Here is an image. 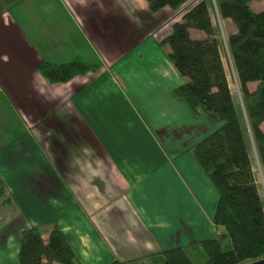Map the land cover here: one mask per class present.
I'll return each instance as SVG.
<instances>
[{"label": "crops", "instance_id": "crops-1", "mask_svg": "<svg viewBox=\"0 0 264 264\" xmlns=\"http://www.w3.org/2000/svg\"><path fill=\"white\" fill-rule=\"evenodd\" d=\"M167 10L152 14L146 0H0V179L40 186L47 217L30 226L64 220L79 203L95 263L101 252L148 256L218 231L217 194L191 155L214 126L174 94L185 80L154 36ZM74 60L93 70L62 84L38 70Z\"/></svg>", "mask_w": 264, "mask_h": 264}, {"label": "trees", "instance_id": "trees-1", "mask_svg": "<svg viewBox=\"0 0 264 264\" xmlns=\"http://www.w3.org/2000/svg\"><path fill=\"white\" fill-rule=\"evenodd\" d=\"M213 0H146L149 11L186 8L162 37L168 58L184 83L174 91L190 111L203 114L214 129L192 148V158L217 194L212 223L218 230L186 246L164 249L132 264H248L264 259V203L256 183L248 143L231 96L221 46L212 20ZM264 0H214L220 20L231 23L227 50L236 74L245 117L264 177ZM80 60L42 63L51 84H62L93 70ZM251 86H253L251 88ZM6 187L0 179V203ZM4 199V200H3ZM18 264H80L58 227L43 240L37 227L22 232ZM110 264H130L114 261Z\"/></svg>", "mask_w": 264, "mask_h": 264}, {"label": "rangeland", "instance_id": "rangeland-1", "mask_svg": "<svg viewBox=\"0 0 264 264\" xmlns=\"http://www.w3.org/2000/svg\"><path fill=\"white\" fill-rule=\"evenodd\" d=\"M190 4L185 6V8L179 9L177 11H172L171 9L163 12L161 15V18L163 19V24L161 28L159 29L160 33L158 32L154 35L157 39H162L165 35H167L173 23L175 21H179L180 16L182 15V12L188 8ZM212 20L214 23V27L216 28V33H217V38L219 39V43L221 46V51H222V57H223V63L226 69V75L229 83V88L231 92V96L234 100L235 106L238 110V114L240 115L242 119V125L244 127V133L245 137L248 143V149H249V155L250 159L252 162V167L253 171L255 174L256 178V183L259 188V192L261 195V198L264 203V177L263 173L258 161V157L252 142L251 138V132L248 126V122L245 117V112H244V105L241 99V95L239 92L238 84L236 83L237 78L236 74L232 68V63L230 60V56L228 54L227 50V37L228 34L230 33L232 26L231 23L228 21H222L219 19L217 13H216V7L214 6V0L212 1ZM252 7L255 10H260L264 7L263 2H255L252 3ZM253 86H251L252 88ZM215 126V125H213ZM262 130L264 132V124L262 125ZM8 138H11L7 136ZM9 144V143H8ZM11 145V144H10ZM38 151H40L38 149ZM41 152V151H40ZM18 160V159H17ZM9 168V167H5ZM3 173H7V171H3ZM3 175V174H1ZM48 176V175H47ZM23 178V175H22ZM46 178V177H45ZM2 179V177H1ZM3 180V179H2ZM10 180V179H9ZM8 180V183H9ZM47 183H50L48 179H45ZM25 181V178L20 180L19 182L15 183L10 182L8 185L6 184L7 190L9 192L7 193L6 190V195H4L3 198H5L4 201L1 200L0 203V259H3L4 264H18L17 260V246L19 245V241L21 238V234L24 230L29 229L31 227H37L38 230L41 232L43 240L47 239V236L52 229V227H58L59 230H63L62 232H65L66 234H70V239H71V245L73 246V249L77 250V244L79 243L80 249L79 252L83 256V258H78L77 261L80 264H105L107 261H118V262H130L132 264L133 262L138 261H146V258L148 256H137L133 257L132 256H127V254H119V255H114L111 259L107 255L106 252H101L99 254L100 259H104L105 262H97L93 261L92 259H89L87 255V251L89 248H87V245H92L94 244V240L97 238L95 236H91V238L87 235L84 234L83 228L86 225L87 220H89V213L88 215L85 214L83 211H79L77 214L75 213L77 211V204L73 206V208L70 211V215H67L64 217V220L61 216L57 217L56 222H51V223H46L43 225L41 224V221L45 220L47 217L45 213H47V209H44V204L47 203V200L43 199L42 196H40V186L35 183L34 184H22ZM55 186V185H54ZM21 187V188H20ZM49 190V189H48ZM12 197H11V196ZM51 196H53V191L51 192ZM50 196V199H51ZM41 201V202H38ZM28 203V205L26 204ZM37 203V204H34ZM41 204V205H39ZM51 207V206H50ZM47 208V205H46ZM44 212V213H43ZM74 218V219H73ZM69 219V221H67ZM74 220V221H73ZM33 222H40L39 224L36 223L35 225L30 226ZM92 228V233L99 234L101 232V229L98 227H93ZM101 237H103L101 235ZM100 243V242H99ZM71 246V247H72ZM95 247V244H94ZM166 247L165 249H167ZM156 254V253H155ZM152 255V254H151ZM98 258V256H97ZM0 264H2L0 262ZM110 264V263H108Z\"/></svg>", "mask_w": 264, "mask_h": 264}, {"label": "water", "instance_id": "water-1", "mask_svg": "<svg viewBox=\"0 0 264 264\" xmlns=\"http://www.w3.org/2000/svg\"><path fill=\"white\" fill-rule=\"evenodd\" d=\"M248 264H264V259L259 260V261H255V262H251V263H248Z\"/></svg>", "mask_w": 264, "mask_h": 264}]
</instances>
